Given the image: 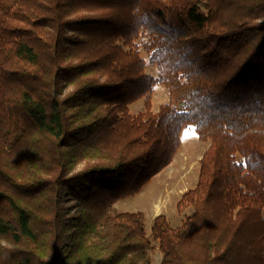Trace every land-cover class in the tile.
<instances>
[{
  "label": "trees",
  "instance_id": "16d2710c",
  "mask_svg": "<svg viewBox=\"0 0 264 264\" xmlns=\"http://www.w3.org/2000/svg\"><path fill=\"white\" fill-rule=\"evenodd\" d=\"M187 124L209 141L191 212L147 234L114 204ZM153 243L160 264H264V0H0V264H153Z\"/></svg>",
  "mask_w": 264,
  "mask_h": 264
},
{
  "label": "rangeland",
  "instance_id": "374dc122",
  "mask_svg": "<svg viewBox=\"0 0 264 264\" xmlns=\"http://www.w3.org/2000/svg\"><path fill=\"white\" fill-rule=\"evenodd\" d=\"M141 54L148 61V55L142 50ZM146 72L156 76L157 69L147 62ZM168 100L167 90L161 84H156L152 92V109L158 111L161 104ZM144 110L141 100L130 105V113L137 114ZM181 143L172 162L155 175L135 196L119 200L114 207L119 211H139L144 214L147 234H150L154 217L164 214L170 225L181 226L191 210L177 211L176 204L187 190L197 182L199 160L209 147V141H200L194 124H187L180 133ZM149 251L153 264H160L161 253L156 243Z\"/></svg>",
  "mask_w": 264,
  "mask_h": 264
}]
</instances>
